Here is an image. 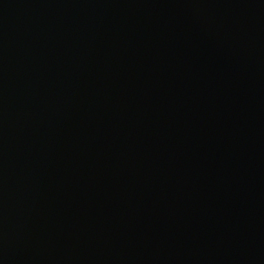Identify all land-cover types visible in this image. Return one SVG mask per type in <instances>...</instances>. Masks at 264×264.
<instances>
[{
    "label": "water",
    "instance_id": "obj_1",
    "mask_svg": "<svg viewBox=\"0 0 264 264\" xmlns=\"http://www.w3.org/2000/svg\"><path fill=\"white\" fill-rule=\"evenodd\" d=\"M0 264H264V0H0Z\"/></svg>",
    "mask_w": 264,
    "mask_h": 264
}]
</instances>
